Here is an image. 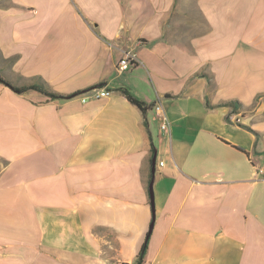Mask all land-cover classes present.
<instances>
[{"label": "crops", "instance_id": "0c3cea01", "mask_svg": "<svg viewBox=\"0 0 264 264\" xmlns=\"http://www.w3.org/2000/svg\"><path fill=\"white\" fill-rule=\"evenodd\" d=\"M0 76L111 91L0 83V264H264V0H0Z\"/></svg>", "mask_w": 264, "mask_h": 264}, {"label": "trees", "instance_id": "16d2710c", "mask_svg": "<svg viewBox=\"0 0 264 264\" xmlns=\"http://www.w3.org/2000/svg\"><path fill=\"white\" fill-rule=\"evenodd\" d=\"M0 83L9 87L11 90H13L15 93L17 94H24L28 91H37L43 95H45L49 100H66V99H71V98H75L77 96H79L81 93H86V92H89L95 88H99V87H102L104 86V84H98L96 86H92L90 88H87L86 90H84L83 92H79V93H75L73 95H70V96H62L56 92H53L51 91L43 82H41L39 79H35V80H32L31 82L23 85V86H20V87H17V86H14L12 85V83H10L8 80L2 78L0 76ZM118 91L120 93H122V95L127 99V101H129V103L137 106L141 111H143L144 113H146L149 109H150V106H147L144 102H142L141 100L135 98L126 88H119ZM222 105H225V106H231L235 109H238V108H241V104H239V102H237L236 100L234 101H228V102H225L223 103ZM151 150H152V153H154L155 151V148L154 146L152 145L151 146ZM150 179H152V177H150ZM148 235L149 233L147 234L146 236V240L145 242L143 243L138 255H137V258L136 260L134 261L133 264H142L143 262V259H144V256H145V252H146V249H147V238H148Z\"/></svg>", "mask_w": 264, "mask_h": 264}, {"label": "built area", "instance_id": "2783aa9c", "mask_svg": "<svg viewBox=\"0 0 264 264\" xmlns=\"http://www.w3.org/2000/svg\"><path fill=\"white\" fill-rule=\"evenodd\" d=\"M135 65V56L129 52L125 53L120 59L118 64V70L120 72L126 71ZM111 95V91L105 86L93 89L87 96H80V100L85 103L87 99L100 100L107 98ZM154 118L159 123V130L163 134H167L170 131V123L166 116V113L160 102H156L152 106ZM161 165V163H160ZM260 177L264 179V169L260 171Z\"/></svg>", "mask_w": 264, "mask_h": 264}, {"label": "water", "instance_id": "95a60500", "mask_svg": "<svg viewBox=\"0 0 264 264\" xmlns=\"http://www.w3.org/2000/svg\"><path fill=\"white\" fill-rule=\"evenodd\" d=\"M155 159H156V153L154 154L153 158H152V174H154L155 171ZM149 196H150V204L152 207V210L154 209V195H153V189H152V181L149 184ZM153 227V221L151 222L150 226H149V232H151V229Z\"/></svg>", "mask_w": 264, "mask_h": 264}, {"label": "rangeland", "instance_id": "374dc122", "mask_svg": "<svg viewBox=\"0 0 264 264\" xmlns=\"http://www.w3.org/2000/svg\"><path fill=\"white\" fill-rule=\"evenodd\" d=\"M0 167H1V161H0Z\"/></svg>", "mask_w": 264, "mask_h": 264}]
</instances>
